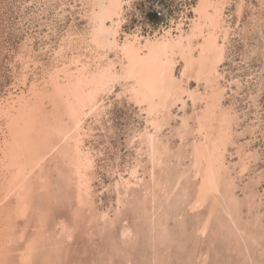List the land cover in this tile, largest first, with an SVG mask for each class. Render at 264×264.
<instances>
[{"label": "bare ground", "instance_id": "1", "mask_svg": "<svg viewBox=\"0 0 264 264\" xmlns=\"http://www.w3.org/2000/svg\"><path fill=\"white\" fill-rule=\"evenodd\" d=\"M57 1L42 0L46 8ZM133 1L80 0V15L87 23L84 30L73 21L65 34L50 25L42 36L43 43L48 41L42 52L51 58L49 68L33 59V38L26 39V48L16 56L21 64L12 88L16 92L12 90L0 100V264H67V251L79 229L89 226L92 230L85 233L94 237V230L101 226V231L114 230L119 222H126L122 208L127 198L132 199L134 218L149 224L153 264H166L164 260L170 259L167 253L157 252V242L165 250L172 243H178L182 251L185 247L184 241L174 237L169 223L174 218L184 224L183 234L196 231L204 237L211 218L217 216L219 228L228 233L224 238L227 247L242 248L244 242L251 254L243 236L251 241L256 236L246 233L245 221L241 227L242 215L244 208L247 216L261 208L255 185L263 178L255 175L253 184H248L252 187L249 192L241 188L244 198L236 194L258 155L246 152L245 144L236 140L239 113L224 104L230 87L223 82L236 83L238 88L241 83L227 79L221 67L232 36L226 10L235 4L234 26L239 28L244 8L251 6L252 0L249 4L246 0H195L191 10L187 8L191 16L180 14L168 28L147 36L140 33L141 27L124 31L128 24L125 13ZM258 1L264 8V0ZM46 8L39 9L37 17ZM66 13L61 1L58 15L64 18ZM52 36L59 37L57 48ZM37 69L43 72L41 80L34 73ZM113 94L134 104L144 124L133 130L128 141L134 148V164L124 172L106 170L114 177L111 188L116 192L117 207L103 210L97 205L94 184L99 169L103 170L99 160L104 153L90 141L95 137L94 125L102 124L109 115ZM176 108L181 115L175 113ZM174 120L178 121L175 126ZM166 127L171 137L164 135ZM175 137L180 140L177 146L171 141ZM231 146L238 156L234 162L227 158ZM71 196L75 204L70 218L56 219L54 206ZM185 201L199 216L207 203L213 202L200 224L191 227L193 232L179 208ZM135 235L133 227L124 223L118 239L109 243L117 248V244L133 241ZM130 256L123 254L124 262L119 264H132ZM113 259L111 255L105 264ZM188 259L190 263L198 260L192 255Z\"/></svg>", "mask_w": 264, "mask_h": 264}, {"label": "rangeland", "instance_id": "2", "mask_svg": "<svg viewBox=\"0 0 264 264\" xmlns=\"http://www.w3.org/2000/svg\"><path fill=\"white\" fill-rule=\"evenodd\" d=\"M61 1L62 3L66 4L67 13L64 18L58 15ZM246 1L248 4L251 3L250 0ZM79 2L80 0H58L56 3H50L46 8L42 0H0V100L7 97L12 90L13 92H16V89L12 88H14L16 85L15 77L16 75H19V70L21 67L19 66L21 64L16 62V56L22 52V49L24 51V48H26L24 45L27 38L30 40L33 38L34 40L33 59H35L37 62L41 60V63L45 66H48L47 68H49L51 64V58L49 57V54H44L42 52V48L46 47V44L44 43L48 41L44 40L43 43L41 39L45 33L49 32L50 25H53L52 27L57 29L59 34H65L73 21L77 28L81 30L86 28V20L81 18L83 5L81 4L82 2ZM193 2L195 1L193 0ZM252 3L253 4L251 6L248 5V7L244 8L240 23L241 25L239 27L240 29L234 26L237 23V19H235V15L233 14L235 4L231 5L226 10L227 22H229L227 23V25L229 24L227 28L231 30L232 36L231 42L229 44L227 59L224 65H222L221 70H225L227 79H230L231 81L238 80L241 83V88H238L236 83L230 85L227 80L223 82L226 85L228 84L227 88L230 87L229 89H231L230 91L228 89L224 104L226 107L229 106V108H232L234 113H239L236 114L237 118L239 119H237V123L235 125V129L238 133L236 140L237 142L246 145H244L246 152H252V154L254 153L258 155L257 160L251 161L249 171L243 175L242 182L240 183L241 187L239 190H236V194L240 198H244V192H249L250 189H248V187L252 188L248 184L250 181V184H253L252 179L255 178V175H259L261 178H263L261 179V183L259 185H255V188L258 189L260 194L258 195L257 199L260 200L259 202L261 203V208H258L255 214H252L254 218L252 216H247L249 212L246 208H244V216L242 215L241 223V227L245 226L244 228L249 230L248 232L246 231V233L255 234L256 240H249L246 238V234L243 236V241H249L248 243L250 245L247 242L246 244L249 247L251 254L248 253L247 247L244 246V242L242 248H239L235 245L234 247H227V242L225 243L224 238H227L228 233L227 231L226 233L224 232L225 229L221 230L222 228H219L221 227V223L220 225L218 224L219 221H217V216L211 218L209 228L210 230H208L204 237L196 231L193 232L191 227H193V225L196 227L200 224L202 218L207 216L209 208L213 202H208L206 208L204 209L205 211L201 216H199V212H193L192 204L188 201H185L186 204L184 202V204L179 207L182 209L184 214L182 219H184V222L186 221L188 228H191V231L195 234L190 233L188 235V232L183 234L181 228H184V224L182 225L177 223L176 220H174L175 218L173 217V219L171 217L173 220H171L169 223L173 228V232H175L174 237L184 241L183 244H185V247L182 251V248L178 245V243H172L167 246L169 249V252H167L168 249L165 250V246L161 249L160 243L157 242V246H160L157 252L162 253V255L167 253L172 261L170 262V259L167 260L168 262L164 260L166 264H182L183 261V264H200L203 262H205V264H227L229 262V264H245L246 262H249L248 264H258L259 262L264 264V8H261L258 0H252ZM43 8H46V11H44L45 13H42L37 17V15L41 13L39 9L43 10ZM60 15H62V13H60ZM126 17L128 19V24L124 26V31H129V26L134 24V16L129 14ZM141 28L143 29L144 27L141 26ZM51 38L54 48H57L59 45V37L52 36ZM32 67L34 68V66ZM34 73H36L39 80H41L40 78L43 75V72L37 69L34 70ZM32 77L33 75L31 74V78ZM109 101L110 100H107V102ZM111 101L112 105L109 107V115L103 119L102 124L98 123L96 126L94 125L96 128L95 137L90 141V145H93L96 149L103 151L104 153L99 160L100 166L103 168V170L99 169V180L95 182L96 185L94 184V188L98 193L96 199L97 205L103 210L117 207L116 192H114L111 188V185L114 182V177H112V179L106 170H111L113 168L112 170L120 169L122 172H124L127 167L134 164V148L129 144L128 141L133 130L136 128H143L144 124L143 118H139L138 108H136L134 104L129 103V101L126 99H119L116 97V94L111 96ZM187 110L188 112L191 111L189 107ZM179 111V109H175V113H179L181 115V111ZM174 122L176 124L178 123L177 120L172 121V125L174 126L176 125ZM167 132L170 133L169 127H166L164 130V135L171 137ZM171 141L174 146H177L180 143L179 138L176 137L171 138ZM229 150L230 151L227 155L228 160L232 162L237 161L238 156L234 155L236 154L235 147L231 146ZM231 153L234 156L230 155ZM185 164L189 165V161H185ZM242 187H246L244 192L242 191ZM138 192H140V189ZM138 197L140 198L141 195L139 194ZM126 200L124 203L125 205L122 208V214L123 217L126 218V222H119L114 230L104 228V231H101V226L94 230L96 231L94 237H89V235L85 232L91 231L92 229H89V226L83 227L81 225L83 228L77 231L75 238H73L71 242L70 251H67L68 259H66V261L69 264H105V262H108L107 260L111 255L114 256V259L107 264H119L124 262L122 257L123 254H128L129 256L131 255L130 258L132 257V264H153L151 261L153 249L151 248V242H148L147 237V226L149 224L147 221L134 218L135 214L134 209H132V199L127 198ZM64 201L65 202H63V204H57L58 206H54L55 214L57 216L56 219L64 217L68 220L70 218L72 206L75 204V200L73 199V196H71V199H66ZM245 204L243 207H245ZM162 211L164 212V210ZM162 211L161 215L163 213ZM257 215L259 217H257ZM256 222H259V224L256 225ZM124 223L133 227L136 235L135 238L132 237L133 241H129L128 244L124 245L117 244L116 248V246H112L109 241L111 239H118L121 231V225ZM137 225L140 226L138 227ZM250 225L252 226V229ZM255 225L256 227L253 229ZM92 227L95 228L93 225ZM143 230L146 232L145 234H143ZM220 230V234L219 232H216ZM215 232L217 233L216 236ZM28 234H30L29 231ZM209 240L213 243H211ZM256 245L257 247L255 249ZM117 249H119L120 252H118ZM245 251L248 254L244 253ZM190 254L192 257L196 256L199 261L191 260V263L188 262V260H190L188 258L191 257ZM244 257H246L247 260Z\"/></svg>", "mask_w": 264, "mask_h": 264}, {"label": "built area", "instance_id": "3", "mask_svg": "<svg viewBox=\"0 0 264 264\" xmlns=\"http://www.w3.org/2000/svg\"><path fill=\"white\" fill-rule=\"evenodd\" d=\"M192 2L193 0H134L132 7L125 13V16L129 14L134 16V24L128 29L130 31L143 26L140 32L142 35H153L154 30L161 31L168 28L170 21L177 19L180 14L188 13L187 16H191Z\"/></svg>", "mask_w": 264, "mask_h": 264}]
</instances>
